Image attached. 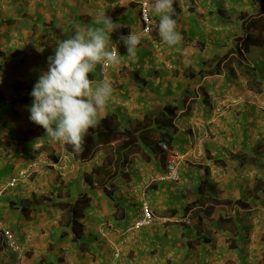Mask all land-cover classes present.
<instances>
[{
    "label": "crops",
    "instance_id": "obj_1",
    "mask_svg": "<svg viewBox=\"0 0 264 264\" xmlns=\"http://www.w3.org/2000/svg\"><path fill=\"white\" fill-rule=\"evenodd\" d=\"M145 1L156 21L151 35L143 32L140 20ZM175 1L181 9L176 21L182 41L169 46L159 35L154 0H0V181L9 183L32 163L37 167L30 180L18 182L3 197L0 218L14 233L17 249L5 246L0 237V264L263 261L264 242L259 240L262 247H258L256 238L264 237V195L256 202L249 195L264 170L247 160L257 159L258 165L264 160V83L242 73L234 51L235 40L243 37L250 44L248 61L264 75V47L256 45L241 19L256 12V0ZM102 16L118 25L110 34L109 48H117L121 64L105 74L98 64L90 73L94 85L107 80L113 88L97 124L113 116L122 128H134L148 114L175 106L172 146L185 157L179 180L172 181L166 178V162L160 157L143 148L131 153L123 172L109 185L115 192L113 201L102 189L90 191L84 182L105 163L109 147L98 145L90 160L78 161L66 145L50 143L45 130L29 119L30 93L48 70L47 58L77 27L102 26L96 23ZM131 31L141 38L135 62L127 58L119 41ZM218 63L220 74L202 76ZM240 156L248 159H237ZM208 177L223 200H249L250 208L218 207L207 225L213 242L199 245L188 218L198 198L196 189ZM94 180L98 183L100 178L95 175ZM87 192L91 207L80 243L61 238L65 212L56 204L45 203L29 215L13 205L45 197L71 207L80 193ZM144 200L151 203L157 219L152 226L132 232ZM235 228L240 232L239 247L233 249ZM131 239L135 244L126 250ZM118 249L120 258L115 257Z\"/></svg>",
    "mask_w": 264,
    "mask_h": 264
},
{
    "label": "trees",
    "instance_id": "obj_2",
    "mask_svg": "<svg viewBox=\"0 0 264 264\" xmlns=\"http://www.w3.org/2000/svg\"><path fill=\"white\" fill-rule=\"evenodd\" d=\"M256 12L251 16L246 14L243 16V27L252 38L255 39L256 45L264 47V0H256ZM176 20L180 14L181 9L174 0ZM235 54L238 58V67L242 73L248 76L252 81L259 79L260 83H264V75L258 70L257 66L252 65L248 59L247 54L250 50V44L246 42L243 37L235 40ZM221 63L212 66L208 70H204L202 76L218 75L221 72ZM178 108L172 105H166L160 110L150 113L143 121L139 122L134 128H122L116 121L115 117L108 116L103 118L96 127L89 129L85 137L84 150L82 153H75L71 145H66L65 149L71 153L76 160L87 162L92 158L95 148L98 145L109 147L110 152L107 151L105 163L94 170L90 175L84 178L85 185L89 190L102 189L104 196L108 200H116L114 190H109V185L114 181L128 164V158L131 153L139 152L142 148L151 151L155 156L160 157L166 162V153L162 148V144H167L171 148L174 133L176 130L175 118ZM115 144V146H113ZM237 158V157H236ZM239 160H247L246 156H240ZM249 160V159H248ZM57 161V160H55ZM259 162V160H255ZM260 170H264V160H260ZM98 176L100 181L95 182L94 176ZM198 198L193 203L192 212L189 215V220L193 222L196 231L194 240L197 244L209 245L213 242L210 230L207 225L208 222L214 220V215L218 207L228 205L230 207H237L240 209H249V200L229 201L221 198V193L218 190L217 184L211 179L207 178L203 184L196 189ZM264 195V176L259 178L257 185L253 192L250 193L249 198L252 202L259 200V196ZM50 202L52 205L56 204L62 211L65 212V230L61 233V238H71L74 243H80L84 240V224L83 220L86 217L91 207V198L89 193H80L78 198L73 202L71 207L68 202H53L48 198L41 197L34 199L28 203L22 202L20 204H13L24 215H29V212L45 203ZM220 216L218 219H220ZM186 226V224H184ZM237 238L233 239V249L238 248V237L240 232L235 228ZM264 262V258H263Z\"/></svg>",
    "mask_w": 264,
    "mask_h": 264
},
{
    "label": "clouds",
    "instance_id": "obj_3",
    "mask_svg": "<svg viewBox=\"0 0 264 264\" xmlns=\"http://www.w3.org/2000/svg\"><path fill=\"white\" fill-rule=\"evenodd\" d=\"M173 4L174 0H154L152 4L153 12L160 17L159 35L169 46L182 41L173 18ZM96 23L102 26L86 30L77 27L71 38L57 44L55 54L47 58L48 70L39 76L30 93V121L45 130L50 143L71 145L75 153L83 152L86 134L106 113L113 92L107 80L94 85L90 73L98 64L105 68L121 64L117 48H109L110 43L113 45L110 34L118 25L106 16ZM119 41L127 49V58L135 62L140 36L131 31L121 35ZM37 51L44 49L37 47Z\"/></svg>",
    "mask_w": 264,
    "mask_h": 264
},
{
    "label": "built area",
    "instance_id": "obj_4",
    "mask_svg": "<svg viewBox=\"0 0 264 264\" xmlns=\"http://www.w3.org/2000/svg\"><path fill=\"white\" fill-rule=\"evenodd\" d=\"M140 20L142 23L143 32L151 35L154 31L156 21L151 15L150 3L143 2L140 7ZM101 73L105 74L109 68H105L102 64ZM162 148L166 153V178L172 181H178L180 178V168L185 157L174 148L167 144H162ZM36 166L34 163L28 165L24 170L20 171L9 183H2L0 181V211L2 200L7 190L14 188L20 181L30 180L36 174ZM165 178V179H166ZM141 218L136 221L130 231L136 232L143 228L152 226L156 221L155 212L148 200L141 203ZM0 237L5 246L11 249H17V242L14 233L7 227V225L0 218Z\"/></svg>",
    "mask_w": 264,
    "mask_h": 264
},
{
    "label": "rangeland",
    "instance_id": "obj_5",
    "mask_svg": "<svg viewBox=\"0 0 264 264\" xmlns=\"http://www.w3.org/2000/svg\"><path fill=\"white\" fill-rule=\"evenodd\" d=\"M242 18H243V15H242ZM237 65V64H236ZM257 88H258V86H256ZM185 160V159H184ZM243 161H246V159L245 160H243ZM247 161H249V163L250 162H252L253 164H255V165H257L256 167L258 168V169H260L261 168V166H263L262 164H256L257 162L255 161V160H247ZM155 215L157 216V214L155 213ZM157 219V218H156ZM251 233H253V232H251ZM131 235H133V233H131ZM256 240H257V243L256 244H258L259 246L258 247H262V245L260 244V242L262 243V242H264V237H260V238H256ZM259 240H260V242H259ZM135 244V242H134V239H131V240H127V242L125 243V247H126V250H129V249H131L132 248V246ZM263 249H264V247H263ZM122 250H120V249H118V250H116L115 251V257L116 258H120L122 255H121V252ZM131 257H133V256H131ZM264 257V256H263ZM257 264H264V262L263 261H258L257 262Z\"/></svg>",
    "mask_w": 264,
    "mask_h": 264
}]
</instances>
